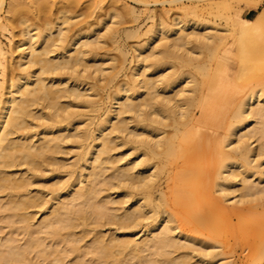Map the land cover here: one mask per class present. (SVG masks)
I'll return each instance as SVG.
<instances>
[{
  "label": "bare ground",
  "instance_id": "obj_1",
  "mask_svg": "<svg viewBox=\"0 0 264 264\" xmlns=\"http://www.w3.org/2000/svg\"><path fill=\"white\" fill-rule=\"evenodd\" d=\"M237 2L245 8H234L230 12L229 32L234 38L237 52L243 56L244 39L261 34L264 29V5L258 9L261 0ZM14 5L17 3L9 5L7 11L17 14L18 11L14 12L17 6ZM44 6L40 5V10ZM245 10L248 13L257 12L249 18L242 16ZM131 12L135 14L133 10ZM164 22L159 23L160 27L151 26L152 34L162 32L165 36L169 32L180 37L176 35L170 42L169 39L170 44L165 46L163 43L165 47L154 46L162 47L165 57L176 59L181 64L198 61L196 58H199V54L195 58L190 54V50L194 49L192 46L189 53L182 50L190 44L193 36L195 47L199 44V47L202 46L200 50H203L205 46V51L212 46L217 48L216 43L224 37L205 31L198 35L193 31L194 35H189L191 32L181 33L186 26L195 27V22L189 25L182 20H173L172 24ZM5 30L6 25L1 23L0 31ZM56 31L60 32L58 28ZM39 34L36 33L34 37L40 40L38 47L34 45L37 42L34 41V33L30 34L29 30L23 33L28 46L23 42L26 44L23 47V44L13 43L9 39V48L5 50L0 41V264H37V261L43 263L42 260H48L50 264H64L68 255H73L68 264H211L213 251H207L202 246L204 240L195 237L194 233L206 228L208 233L202 234L209 237L211 222H220L219 219L228 218L229 215L241 222L243 231L253 232L255 250L250 264L260 261L264 257V81L254 84L247 92L237 91L231 80L210 77L206 71V68L210 71L209 65L203 68L201 64V67L195 64L194 69L200 72L199 79L192 85L190 82L196 77L191 81H185V78L184 87L180 86L182 89H179V93L176 91L178 95L173 93L177 96L175 98L173 94H167V88L181 81L182 76L176 70L171 68L179 76L175 74V77H169V74H173L168 73L159 90L156 82L160 79L161 84L167 72L154 80L146 77L147 71L140 72V75L133 72L132 64L131 77L128 78L131 81L124 82L118 88L116 86V89L113 87L115 90L111 98L107 96L112 100L110 106L101 109V116L96 118L95 127L92 128L91 120L94 117L91 120L83 118L87 112L84 110L89 107L90 112L98 113V108L102 106L98 107L96 98L93 99L91 87L82 89L80 86L85 81L89 84L88 80L93 76L87 70L98 61L94 48H97L99 40L94 36L95 40L79 42V38L74 36L78 33L72 34L75 37H72V42L67 40L70 44L55 53L54 48L61 47L63 43L55 44L57 41L54 40L50 46V33ZM136 34L134 32V36ZM61 35L63 38L64 34ZM61 42H64L63 39ZM43 43L48 46L45 47ZM179 49L182 54L176 53ZM15 50H20L18 59L15 56L17 61L14 60L17 66L13 65L14 72L9 73L15 74L17 68L22 72L9 77L6 76L7 58ZM216 52L211 51V55L213 53L215 56ZM223 52L231 54L227 48ZM126 53L121 54L124 57ZM150 53L146 55L152 57ZM209 54L206 55L211 57ZM158 57L153 55L154 64H150V67L157 64L160 68L162 61ZM165 57L161 56V59ZM25 58L28 59L27 65L23 62ZM90 60L93 64H89ZM149 60L147 63L145 60V69L149 67ZM12 64L9 62L10 68ZM97 65V71L105 70L99 63ZM180 72L184 77L183 70ZM84 73L90 75L88 80ZM141 75L144 78L138 79ZM6 77L9 79L6 80ZM111 78L105 81H112ZM5 81L9 83L6 85ZM90 82L92 86L95 84ZM188 86L191 90L186 89ZM135 95L143 96L142 100H137ZM166 126L171 127V133L164 132ZM217 126H221L223 133L214 147L216 140L213 129H217ZM122 134L126 137L121 138ZM253 142L257 144L252 145ZM65 143L71 146L75 144L79 148L72 161H67L69 157L66 155L71 147L68 148ZM125 143H128V147L129 144L134 145L131 146L134 150L139 147L143 149V158L119 165L122 158L116 157L113 152ZM152 159L156 161L152 163ZM235 169H240L239 181H235ZM171 171H174L171 177L173 185L168 189L174 202L184 204L183 217L178 220L187 222V229L183 225L176 226L173 223L174 214L161 208L162 193H155L157 196L153 197L159 174ZM213 179L221 196L238 192L234 208L226 211V215L221 210L224 206L211 192ZM200 203L205 207H197ZM104 226L108 227L107 233L101 229ZM139 231L142 234L137 237ZM196 245L201 248L198 253L195 251Z\"/></svg>",
  "mask_w": 264,
  "mask_h": 264
},
{
  "label": "rangeland",
  "instance_id": "obj_2",
  "mask_svg": "<svg viewBox=\"0 0 264 264\" xmlns=\"http://www.w3.org/2000/svg\"><path fill=\"white\" fill-rule=\"evenodd\" d=\"M0 1H1V3H0V24L2 23L4 25H6V29H7L5 31H0V41H1L3 48L5 50H8L7 48H9L8 47L9 46V43H8L9 39L10 40L12 39L11 41L13 43L16 42V44H18V43L20 45L23 44L22 45L23 47H25L26 44L28 46V42L26 43V40H27L26 35L23 36V33L25 32V30H29L30 34L34 33L33 38L35 36H37L40 32H42L43 34L47 33V32L50 33V35H49L50 37L48 36V39H50L49 40L50 46H52V44H54V42H53L54 40L57 41V42H55V44L63 43V44H61V47H57L56 49L54 47H56L57 45L56 46L53 45L54 47H52V48H54L55 53L56 52L58 53V51L61 50L60 48L63 49L68 44H70L72 42V39H73L72 37H74V36L76 38H79V42H83V41L85 42L86 40H89V39L95 40L94 36L97 37L96 40L97 41L99 40L98 44L99 45L101 44V46H99L98 44H97V46L95 45L97 48H94L95 50H97V51H95V50L94 51H95V53L98 54V55L95 54L96 59L98 58V61L96 64L95 63L93 64L92 61L90 60L89 64H91V63L93 64V66L91 65L93 67V69L88 64V66H90L91 69L89 67V69L87 70L91 76L93 75L92 76L93 78L90 77V75L88 73L87 74L84 73V75H87V77H86L87 80H88V75H89L91 80H88L89 84L87 81H85V84L83 83L80 86V88H82V89L91 87L92 93L93 92L95 93V94L93 93V99H94V97L96 98V102H98V104H99L98 107L102 106V107L98 108L99 110L97 109L98 113L95 111L90 112L89 110L91 108H89V107L85 108V110H84L87 112H85L86 114L84 113L85 116L83 118H86V119L89 118V120H91L92 119L91 117H94V119L91 120V122L93 121L92 122L93 124L91 125L92 128L95 127V126L93 127V125H95L94 123L97 121L96 118L97 117L99 118L101 116L100 114L102 113V111L105 110L109 104H111L112 100H110V98L112 96V92L116 89L115 87L117 86V88H118L119 85L124 84V82L129 83L131 81L130 80L131 78L129 80H128V78H129V76L131 77L130 71H131L133 65H134L133 69H132L133 72H136V73L138 72L137 74L140 75L141 74L140 72L144 71V73H145L147 71L148 73L147 72L145 73V75H147L146 77L152 78L154 80L159 79L160 77H162L164 75V73L167 72V74L164 75L165 77L163 79H161V82H162L161 84L159 83L160 79L158 80V82H156L157 85L158 84L160 85V86L158 85L159 90L162 88V86H163L162 84H164V81L166 80L165 78H167L166 76L168 75V73L173 74V75L169 74L168 75L169 77L170 76H173V77L179 76V74H180V76H182V79H181V81H179L178 84H181V82H182V84L179 86H178V84H176L173 87H171L170 89L167 88V94L169 93L168 95L173 94L174 92H175L174 94H177L176 91L178 92L179 89L181 90L182 87H184L183 86V80L185 78H186L185 81H191L194 79V77H196L193 82L192 81L190 82L192 85L195 82V80L197 81L199 79L198 76L200 75V72L195 70L196 68L194 69L195 64L196 65L198 64L197 66H200L199 64H201L202 67L205 65V68L208 67V65H209L210 71H208L207 68H206V71L208 72L210 77L215 76L213 78L220 77L222 79L231 80V83L234 86V89L237 91L245 90L247 92L254 86V84L256 85L258 82L264 81V29L262 30L261 34L254 35V36H251L249 38L244 39L245 53L243 56H241L237 52V46L234 44V38L232 37V35L229 32V23L231 20L228 16H231L230 12L234 8H237V9H242V8L244 9L245 8L244 5L237 2L238 0H142V1L141 0H98V2H97V0H42V1L41 0H23V2L21 0L20 3L16 2L17 0H15V2H13L14 0H0ZM40 1L42 4L39 3ZM11 2H13V3H11ZM110 2H112V3H110ZM261 2L262 3L258 7V9H261L262 6L264 5V0H261ZM16 3H17V5H14V6H17V7H15L16 10L15 11L13 10V11L14 12L18 11V13L16 14V13H13L12 11H10L13 13L12 14V13L8 12L9 11L8 9L10 7L9 5L16 4ZM37 3H38V5H37ZM35 4H36V6H35ZM39 4L41 6H44V5H46V6H44V8L41 7V10H40ZM21 5L23 6L22 7L23 9L20 7ZM38 6H39V9H38ZM120 6H122V7H120ZM19 8H21L22 11ZM109 9H110L111 13H110ZM111 9L115 10L116 12L112 11ZM106 10H107V13H106ZM126 10H128V11H126ZM131 10H133V13H135L134 15L132 14ZM129 11L131 13H128ZM112 12H113V14H112ZM256 12L257 11L254 10V11H249V13H248L247 10H245L242 12V16L252 18L255 16ZM114 13H118V15L114 14ZM110 14H112V15H110ZM9 15H13V16H9ZM115 15H116V17H114ZM133 16L135 17V19ZM6 17H7V19H6ZM149 17H151V19L152 18L153 19L150 20ZM22 19H24V20H22ZM160 20L162 22L165 21L164 23H166V24H169V23L172 24L173 20H176V21L182 20L183 23H186L188 25H189V23L195 22V27L194 26L193 27L186 26L185 29L182 30V32H181L183 34L191 32V33H189V35L190 34L192 35L194 32V34L198 35L199 33L203 34L205 32H208V33L210 32L211 34L212 33L213 34H221L224 37L222 38L221 41L216 43L218 45L217 48H216V46L215 47L212 46L213 47V50H212V47L208 46L211 49L207 48L208 51H205L206 50L205 46L203 47V50H200L202 48V46L199 47L198 46L199 44H197V47H195L196 41H195V39H193L195 36H193V38L191 39L192 41L190 40V44L187 43L190 46L189 45H185V46L183 45L184 49L182 48V50H185V51L187 50L186 52H188V53L191 51L190 54L194 58L197 57L196 55L199 54V58H196L198 61L195 59L197 61L196 63H191V64L188 63L187 65H186V63L181 64V63H178L179 61L176 59H170V58L165 57L163 51H161L163 48L160 47V46H164V44H166L165 46L170 44L169 42L172 40V38H174V36L177 37L176 35H178V34L172 35L171 33L167 32V33H165V36H164L162 32L152 34V32L150 31L151 26L160 27V26H158L159 23H161ZM22 22H23V24H22ZM101 22L102 23L104 22L103 24H105L106 27H105V25H102ZM152 24H154V25H152ZM204 27H207V28L205 29ZM44 28H45V30H44ZM57 28H58V31H60V32L56 31ZM136 28H138V29L136 30ZM42 29H43V31H42ZM59 29H61V30H59ZM86 29L88 32L86 31ZM20 30L23 32H20ZM109 30H112V32ZM124 30H125V32H127L126 30H128L127 34L129 33V31H131L133 34H131V32H130L129 34H131V36L129 34L127 36V34L124 32ZM144 31H146V32H144ZM202 31H205V32H202ZM105 32H107V33H105ZM134 32H135V34L136 33H138V34H136V36H134ZM36 33H37V35H36ZM42 33H40V34H42ZM56 33L57 34L60 33V34H58V36H56ZM97 33H99V34L97 35ZM124 33L126 34L127 37L124 35ZM144 33H145V35H144ZM61 34H64L63 36L66 38V40L64 37L62 38ZM72 34L73 35L77 34V35L73 36ZM86 34H87V36H86ZM108 34H110L111 36H109ZM59 35H61V37H59ZM79 35H80V37H78ZM100 35H102L103 37ZM182 35H181V37H182ZM51 37H53V38H51ZM98 37H100L101 39H98ZM166 37H168V39ZM178 37H180V35H178ZM103 38H104V40H103ZM113 38H114V40H113ZM149 38H151L150 41H144V40H147ZM24 39H26V40H24ZM61 39H63L64 42H61ZM36 40H37V42H35L34 45L36 47H38L40 40H39V38L37 39V37H36V39L34 38V41H36ZM168 40H169V42H168ZM23 42L26 44H24ZM47 43L49 44L48 41H47ZM47 43L46 44L43 43V45L48 46ZM192 43H193V45H192ZM155 44H158L160 46H158V45L154 46ZM22 46H21V48H22ZM157 46H158V48H157ZM155 47H156V50H155ZM159 47H160V49H159ZM190 47L194 48V49H191L189 51ZM198 47H199V49H198ZM118 48L120 50H123V51H121V53H126V51H127V53L124 54L125 55L124 57L120 53V50H118ZM195 48H197L198 50ZM214 48H216L215 50H217V52L215 54L218 56H216V55L213 56V53L211 55V51L215 52ZM226 48L229 51V53H231V54L223 52L224 50H226ZM152 49H153V51H152ZM180 49H179V51L178 50L176 51L177 54H182V52H181L182 50H180ZM15 51H16V53H15ZM15 51L12 53V55H10L12 57L9 56V58H7L8 66H7L6 76L9 75V77L12 74L16 75L17 73L21 74L19 72H22V71H20L19 68H17V69H15V74L13 73L14 69L12 68V66L13 65L17 66L15 61H17V59H18V53L20 50H18V51L15 50ZM151 51L156 56H159L160 60L163 62V63L160 62L161 66L158 65V66H160V68L157 67V64L155 65L157 68L154 67L153 65H152L153 68L150 67L151 66L150 64H154V59L152 60L154 54ZM159 51H161L163 54ZM185 51H183V53ZM192 51H194V52H192ZM54 52H52V54H54ZM200 52H201V55H200ZM209 52H210V54H209ZM149 53L152 57L147 56ZM102 54L104 55V57H102L103 56ZM139 54H140V57H139ZM206 54L211 55V57L209 56L210 57L209 58L208 55H206ZM15 56L17 59L15 58ZM137 56L140 59L139 58L136 59ZM161 56H162V58L165 57V59L164 60L161 59ZM212 56L214 58H212ZM99 57L100 58L102 57V58L100 59ZM122 57L125 60H123ZM193 57H191V58H193ZM27 58H29V56ZM120 58H121V61L119 60ZM147 58H149L150 60ZM138 59H139V61H138ZM143 59H144V61H143ZM27 60L28 59L25 58L23 61V62H26V65L28 62ZM145 60H146V63H147V60L150 61V63H148L149 65L147 64V66H149V67H146V69H145V66H143V65H145ZM168 60H171L172 62L170 61V64H167ZM142 61L144 63H142ZM199 61L200 62L202 61L203 63L205 62V64L202 65V62L199 63ZM9 62H10V64H11V62H13V64L10 65L11 68L9 67ZM121 62L123 65L121 64ZM151 62H153V63H151ZM192 62H194V61H192ZM98 63H99L100 67L103 66L102 69L103 68L105 69V70H102L103 72H101L99 70L97 71V68H99L97 65ZM155 63H156V61H155ZM113 64L115 66H113ZM120 64L122 66H120ZM176 64L179 65V69H177ZM169 65H171L170 68L168 67ZM184 65L186 66L187 70L184 68ZM196 65H195V67H196ZM117 66H118V68H117ZM181 66H182V70H183L182 74H184V77H183V75H181V72H180V71H182L180 69ZM188 66H190L193 70L191 71L190 67H189L190 70H188V68H187ZM110 67H111V70H110ZM119 67H121V68H119ZM134 67L136 69H134ZM143 67H144V70H143ZM171 68H173V71L176 70L179 74L177 72L171 71ZM9 69H10V71H9ZM32 69H33V67H32ZM94 69L96 72L94 71ZM116 69H117V71H116ZM91 70H92V72H91ZM139 70H141V71H139ZM169 70L171 72H169ZM11 71H13V72L9 73ZM87 71H85V72H87ZM193 71L195 73L198 72V73H196V76L194 75L195 73L193 74ZM99 72H100V75L98 76ZM149 72L152 74H150ZM101 73H104V74H101ZM115 73H116V75H115ZM110 74H112V75H110ZM160 74H163V75H160ZM103 75H105V76H103ZM114 75H115V78H113ZM190 76H191V78L192 77L193 78L192 79L189 78V80H188V77H190ZM9 77H6V80H8ZM142 77L143 76L141 75V77L139 76L138 79L139 78L142 79ZM200 77H203V76H200ZM108 78L109 79L111 78V80L112 79L113 80L112 81H110V80L105 81ZM103 79H104V81H103ZM90 81H92L93 84L95 83L93 85L94 88H93ZM109 81H110V83H109ZM9 82H10V80H9ZM9 82L5 81V84L7 85ZM117 83H119V84H117ZM190 83H188V85ZM86 84H88L89 86ZM191 84L189 86H192ZM185 85H186V82H185ZM83 86H86V87H83ZM180 86H182V87L180 88ZM113 87L115 89H113ZM175 87L178 88V90ZM188 87L186 89L191 90L190 87L189 88ZM255 88L257 89L258 87H255ZM93 89H95V90H93ZM91 91H90V94H91ZM110 92H111V94H110ZM87 93H89V91ZM174 94L172 95V97L174 96L175 98H177V96ZM107 96L108 97L110 96V98H108ZM135 96L137 97V100L138 99L142 100L141 98L143 96H141V98L138 97V95H135ZM97 98H99V99H97ZM101 109H103V110H101ZM217 127H218L217 129H216V127L213 129V133H214L215 140H216V142L214 143V147L217 144V139L219 137H221V135L223 133L221 126H217ZM170 128H171L170 126L169 127L166 126L165 128H163V130H164V132H166L168 134V133H171ZM168 131H170V132H168ZM124 136L125 135L122 134L121 138ZM65 144H66V146H68V148L69 147L72 148V149L70 148L71 151L70 150L68 151V152H70L71 155L68 154V152L66 155L67 158L69 157V159L67 161H72V160H74V157H73L74 153H76L77 150H79V148H76L77 146H75V144H72L74 146H71L70 143H65ZM256 144H257V142L252 143V145H256ZM131 146L134 147V145H132V144H129V147H128V143L127 144L125 143V144L119 145V147L115 148L116 150L113 152V154L116 157L118 156V158H122V160L119 161V163L120 162L121 163L120 164L118 163L119 165H122V163H125L126 161H128V162H130V161L132 162L134 160L139 161L141 158H143L142 157L143 156V154H142L143 149H141L139 147V148H137L139 150H137L136 148L134 150L131 148ZM72 150H73V152H72ZM120 154H122V155H120ZM131 154H132V156H131ZM114 155H113V157H115ZM124 155H126V156H124ZM262 160H264V159H262ZM154 161H156V159L151 160L152 163ZM128 162H126V163H128ZM262 165L264 167V163ZM238 170H240V169H237V170L235 169V171L237 173L236 174L237 176L235 177L236 179L234 178L235 181L236 180L239 181V179H240L239 178L240 174H239ZM151 171H152V169H151ZM108 172H110V171H108ZM173 173H174V171H171L168 174L167 173L166 174H164V173L159 174V176L157 178V180H158L157 184L153 190V197L157 196L155 193H157V194H158V192H160V194L162 193L163 194L162 201H160L161 202V208L166 209L168 212L174 214L173 216L175 219H174L173 223L176 226L183 225L184 228L187 229L188 228V225L186 224L187 222H179V220H178V219H181L183 217L184 204L182 205L181 203L174 202L173 197L171 195V191H169L170 189H168L169 187H171V185H173V182L171 179V177L174 176ZM238 181H237V183H238ZM211 183H212L211 184V192L215 197H217L219 199V202L222 204V206H224V208H222L221 210L223 213H225L224 215H226V211H231L234 208L233 206L235 204H233V203L238 198V192H235L233 194H229L226 196H221V194L216 190L215 179H213V181ZM236 206H239V205H236ZM197 207H205V205L203 203H200L197 205ZM260 210L261 209H258V211H260ZM228 214H230V212ZM219 220H221V221L220 222H211L212 223L211 224L212 229L210 230V236L209 237H205L202 234V233H204V234L208 233V229H206V228H201V230L199 232L194 233L195 237H197L198 239L204 240V242L206 244L204 243V245H202V246L206 247L207 251H213L214 257L211 259V264H213V263H215V264H224V263H227V264H250V257L252 255L253 251L255 250V236H254L253 232L252 231L251 232L243 231L241 222H237L236 217L233 215L232 216L229 215L228 218L226 216V218H221ZM150 221L151 220H148V222H150ZM101 229L103 232H106V233L108 232V230H106V229H108L107 226H104ZM139 232L137 234V237H139L142 234L141 232L140 233ZM194 247H195V249H196L195 251L197 253H198L199 249L201 250L199 245H198V247H197V245ZM202 251L204 252V250H202ZM66 257H67V259H66ZM66 257L63 261L64 264H68L69 259H71L73 257V255H72V257L69 255ZM41 262H43V263H40L37 261V264H50L48 260L47 261L42 260ZM254 264H264V257L260 261H258L257 263H254Z\"/></svg>",
  "mask_w": 264,
  "mask_h": 264
}]
</instances>
